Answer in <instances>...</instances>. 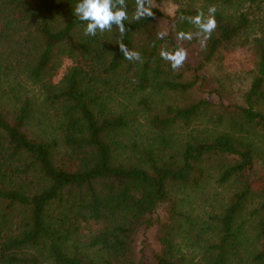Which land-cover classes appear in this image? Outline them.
Wrapping results in <instances>:
<instances>
[{
	"label": "trees",
	"instance_id": "obj_1",
	"mask_svg": "<svg viewBox=\"0 0 264 264\" xmlns=\"http://www.w3.org/2000/svg\"><path fill=\"white\" fill-rule=\"evenodd\" d=\"M78 2L0 0V264H140L151 229L157 264H264V0H174L163 39L155 5L86 36ZM212 5L205 40L180 18ZM180 47L174 71L160 52ZM235 48L256 57L238 93L219 75ZM211 182L235 191L199 210Z\"/></svg>",
	"mask_w": 264,
	"mask_h": 264
},
{
	"label": "clouds",
	"instance_id": "obj_2",
	"mask_svg": "<svg viewBox=\"0 0 264 264\" xmlns=\"http://www.w3.org/2000/svg\"><path fill=\"white\" fill-rule=\"evenodd\" d=\"M135 11L133 19L139 21L143 18H151L154 16L153 5L154 0H135ZM217 12L216 6H209L207 15L204 11H198L194 17H181L183 21L188 20L197 28V35L203 34L205 40L211 37V34L217 28V20L215 13ZM76 17L87 22L84 29V35L95 36L97 32H111L113 26H116L123 35L127 29L125 21L129 19L126 0H79L74 9ZM166 35L165 32L158 34L159 38L163 39ZM177 39L180 41L193 39V33L180 31L177 33ZM120 51L123 53L124 58L130 61L143 62L142 56L137 51H132L121 41L118 43ZM160 56L165 61L170 62L174 71L183 67L188 58V52L185 48L180 47L174 51L161 50Z\"/></svg>",
	"mask_w": 264,
	"mask_h": 264
},
{
	"label": "rangeland",
	"instance_id": "obj_3",
	"mask_svg": "<svg viewBox=\"0 0 264 264\" xmlns=\"http://www.w3.org/2000/svg\"><path fill=\"white\" fill-rule=\"evenodd\" d=\"M154 5L158 7L166 17L160 21L159 28L162 32L167 33L169 19L174 17L178 5L174 2V0H154ZM223 55L224 68H222L219 75L223 76L225 79H230L234 90L237 91L236 93L246 90L252 78L251 72L255 68V55L248 48H235L227 50L223 52ZM192 56V54L188 53V61L193 62ZM71 65V60L63 59L61 69L56 77L57 82L60 81L67 68ZM30 89L38 93V89H34L33 87ZM35 92H30L29 95L32 96ZM234 191L235 189L231 184L221 186L215 182H211L205 190L206 195H202L204 198L206 197L208 201L204 202V205H202L203 201H200L199 204L203 209L200 208L199 210L209 211L211 206H217L221 200H227L226 197L231 195ZM95 229H97L96 226H88L85 230L93 231ZM136 246L138 251H143L142 258L140 257L142 260L140 264H157L155 261V254L161 249V244L157 239V229H151L149 231L142 230L137 236Z\"/></svg>",
	"mask_w": 264,
	"mask_h": 264
}]
</instances>
